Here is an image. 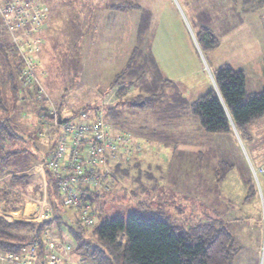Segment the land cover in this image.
I'll list each match as a JSON object with an SVG mask.
<instances>
[{"label":"rangeland","instance_id":"obj_1","mask_svg":"<svg viewBox=\"0 0 264 264\" xmlns=\"http://www.w3.org/2000/svg\"><path fill=\"white\" fill-rule=\"evenodd\" d=\"M50 1L53 9L50 13L46 5L48 18L39 35L42 44L36 74L63 118L94 111L104 98L116 99L113 81L125 71L136 40L143 42L144 34L158 70L145 59L138 60L137 67L144 74L148 70L156 82L165 78L177 82L187 100L207 92L211 74L224 65L244 73L247 92L264 90V8L243 12L235 0ZM118 2L137 8H110ZM247 2L249 7L259 4L258 0ZM201 26H213L217 35L234 29L221 35L215 50L202 53L195 38ZM9 46L10 35L0 17V100L4 106L0 117L9 118L21 137L10 148L25 151L10 161L15 170L39 163L56 134L51 128L45 139L31 138L47 103L24 98L19 91L18 98L14 97L11 82L19 84L15 75L21 60ZM145 114L131 119L135 128L140 126L146 133L132 134L136 143L147 141L148 150L133 155L148 159L143 160L148 167H141L139 181L144 192L135 181L136 172L115 186L110 184L112 195L101 201V217H126L143 202L173 222H226L241 246L231 264H263L264 174L259 169L264 171V117L250 125L251 139L241 141L235 132L234 137L200 134L185 123L176 129L164 128ZM152 130L159 138L150 137Z\"/></svg>","mask_w":264,"mask_h":264},{"label":"trees","instance_id":"obj_2","mask_svg":"<svg viewBox=\"0 0 264 264\" xmlns=\"http://www.w3.org/2000/svg\"><path fill=\"white\" fill-rule=\"evenodd\" d=\"M235 1H240L247 12L264 8V0H258L259 4L255 7H249L247 0ZM110 8L125 11L137 8V5L118 2ZM198 29L195 38L202 53L215 50L219 45L220 35H216L207 26ZM12 48L11 45L7 49L12 51ZM140 59L148 60L154 70H158L145 34L143 42L136 40L125 71L113 81L112 88H117L116 99L104 108V121L115 133H127L133 141L132 134L145 136V131L140 126L135 128L131 119L140 113H146L164 128L176 129L185 123L193 125V130L200 134L234 137L236 132L241 141H249L250 125L264 117V90L257 94L247 92L245 76L241 70L226 65L219 67L211 74L212 85L209 90L194 100H187L173 81L159 79L156 82L148 74V70L144 74L137 67ZM21 69L22 64L19 63L16 66V79ZM121 78L125 80L120 82ZM19 88L20 84L14 85L11 82L14 97L18 98ZM3 107L0 100V108ZM157 134L159 133L152 130L149 135L158 137ZM31 138L35 139L33 135ZM19 140L21 137L12 127L11 120H0V172L5 169L3 173L6 174L0 188V210L3 213L23 210L27 203L26 195L31 192V175L13 174L10 171V161L20 152H25L10 148ZM54 146L55 139L41 158L40 164ZM134 158L129 162L119 160L118 164L108 158L111 171L107 178L112 186L129 177ZM44 174L46 202L51 207L53 218L44 223L20 221L29 217L33 210L31 204L23 213L9 214L6 219L0 217V251L20 254L34 243H39L43 249L42 230L48 226L58 241L70 245L72 254L85 259L88 264H231L239 252L238 245L224 222H173L165 214L152 212L151 205L143 202L126 217L118 214L103 218L101 199H110V189L94 196L97 218L94 227L86 230L80 226L75 213L63 206L51 174L47 170H44ZM137 174L139 182L142 173L138 171ZM140 186L143 187L141 183ZM144 189L141 188V191L144 192ZM132 193L136 196L135 191Z\"/></svg>","mask_w":264,"mask_h":264},{"label":"built area","instance_id":"obj_3","mask_svg":"<svg viewBox=\"0 0 264 264\" xmlns=\"http://www.w3.org/2000/svg\"><path fill=\"white\" fill-rule=\"evenodd\" d=\"M0 17L21 60L19 93L47 103L38 114L40 130L37 128L33 137L45 139L51 128L56 134L54 149L41 164L43 172L51 174L63 206L75 213L81 227L91 230L97 218L94 196L107 191L110 185L108 158L115 164L119 160L129 162L134 153L148 150L147 141L136 143L127 133H115L104 121V108L114 102L113 97L104 98L94 111H81L74 118L61 116L36 74L40 66L39 35L48 18V8L41 0H0ZM259 173L264 171L259 169ZM32 206L27 221L44 223L53 218L45 199ZM42 231L43 249L34 243L20 254L0 251V264H70V245L58 241L48 226ZM76 264L88 262L79 258Z\"/></svg>","mask_w":264,"mask_h":264},{"label":"crops","instance_id":"obj_4","mask_svg":"<svg viewBox=\"0 0 264 264\" xmlns=\"http://www.w3.org/2000/svg\"><path fill=\"white\" fill-rule=\"evenodd\" d=\"M45 5H48V7H49V10H50V13H52V9H53V5H52V3H51V1L50 0H41ZM230 1V0H229ZM213 2V1H212ZM231 2H232V0H231ZM239 2V4H238V6H240V10L241 11H243V12H247L246 11V7H244L242 4H241V2L240 1H238ZM208 27H210L212 30H213V32L217 35V33L214 31V29H213V26H208ZM234 29V27L230 30V29H228L227 31H223V33L224 34H227V33H229L230 31H232ZM222 32H221V34H220V37H222L224 34H223ZM219 35V34H218ZM222 35V36H221ZM42 44V43H41ZM40 44V45H41ZM133 45H135L134 43H133ZM149 46V45H148ZM132 49H134V47L132 48ZM150 52H151V49H150ZM152 53V52H151ZM152 55H153V53H152ZM153 57H154V55H153ZM155 59V58H154ZM44 78H46L45 77V74H44ZM166 79V78H165ZM168 80H170V81H173V80H171V79H169V78H167ZM173 82H175V81H173ZM175 83H177V82H175ZM211 85H212V83H211ZM182 92V91H181ZM183 93V92H182ZM33 108H34V110H37V108H38V106H33ZM5 119H9V118H5V117H0V120H5ZM146 156H142V157H135V159L130 163L131 165L130 166H132L130 169H129V173H130V175L132 174V172H138V171H140V172H142L141 171V167L144 165L145 167H148V166H146L147 164L143 161V160H145L146 158H145ZM146 160H148V159H146ZM137 163V164H136ZM134 165V166H133ZM144 167V169L146 170V168ZM5 171V169L3 170V172ZM10 171L14 174H21V173H29L30 175H31V181H32V185H31V192H30V194H28V195H26V199H27V203L25 204V207H24V209L23 210H20V211H18V212H11V213H3L1 210H0V217H3L4 219H6V216L7 215H9V214H13V213H23L24 211H25V209H26V207L29 205V204H38V203H40L43 199H45L46 200V196H47V189H46V181H45V174H44V172H43V168L41 167V164H40V162L38 163V162H36L35 164H32L31 166H28V167H21V168H18V169H12V168H10ZM2 171L0 172V188H1V182L5 179V177H6V174H4ZM144 173H146V171L144 172ZM135 181H137V179H135ZM101 201H103V199H101ZM151 205V204H150ZM149 205V206H150ZM20 221H27V219H22V220H20ZM9 222V221H8ZM224 223H226V222H224ZM227 225L229 224V223H226ZM50 228V227H49ZM228 228H229V226H228ZM51 229V228H50ZM230 230V229H229ZM52 231V230H51ZM231 232V231H230ZM232 234V233H231ZM234 237V236H233ZM234 240H235V242H236V244L238 245V248H239V252L241 251V246H240V244L238 243V241H237V239L234 237ZM259 245V246H258ZM256 248L258 249V247H259V249L262 247L261 246V243H257L256 244ZM78 259H79V256L78 255H76V254H71V256H70V264H76L77 263V261H78Z\"/></svg>","mask_w":264,"mask_h":264},{"label":"water","instance_id":"obj_5","mask_svg":"<svg viewBox=\"0 0 264 264\" xmlns=\"http://www.w3.org/2000/svg\"><path fill=\"white\" fill-rule=\"evenodd\" d=\"M236 133V132H235Z\"/></svg>","mask_w":264,"mask_h":264}]
</instances>
